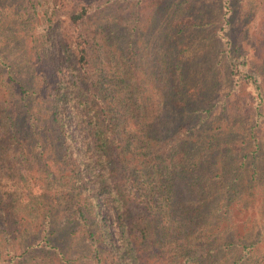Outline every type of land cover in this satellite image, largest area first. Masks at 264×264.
<instances>
[{"label": "trees", "instance_id": "trees-1", "mask_svg": "<svg viewBox=\"0 0 264 264\" xmlns=\"http://www.w3.org/2000/svg\"><path fill=\"white\" fill-rule=\"evenodd\" d=\"M220 3L222 24L212 38L222 45L231 86L218 94L216 113L214 103L186 93L178 40H166L158 64L144 70L137 61L135 21L148 15L169 36L190 1H22L45 108L38 126L14 115L9 98L26 89L15 86L17 64L1 48L0 231L14 241L9 252L31 264H74L56 238L55 202L65 211V233L78 232L96 264H264L256 134L264 126V58L258 63L229 37L234 6ZM113 8L127 12L124 24L105 19ZM245 87L256 114L249 126L241 112ZM16 123L30 128L21 134ZM31 247L40 254H29Z\"/></svg>", "mask_w": 264, "mask_h": 264}, {"label": "rangeland", "instance_id": "rangeland-1", "mask_svg": "<svg viewBox=\"0 0 264 264\" xmlns=\"http://www.w3.org/2000/svg\"><path fill=\"white\" fill-rule=\"evenodd\" d=\"M23 0H0V21L2 25L0 26V37L2 36V45L0 49L6 50L8 53L7 58H12L15 66L12 70L11 75L15 79V86L19 83L25 87L24 92H19L18 95H11L10 102L14 115H23L25 117L31 116L35 125H41L42 122V111L45 108V103L42 101L41 94L36 85L39 76L37 71L33 69V52L32 44L28 40L25 33V26L21 22L19 16V11L22 10ZM74 3L80 0H71ZM102 0H97L101 2ZM182 6H185L187 0H181ZM192 4L190 9L184 15L172 20V31L169 32V36H165V32L161 28H157L152 21L148 20V15L146 17L140 18L135 21L136 25L139 26L136 32L135 45L138 51V63L144 66L150 62L158 64L160 61V54L162 48L166 45V40L171 41L175 39L178 40L177 50L179 52V57L184 61V66L186 68V75L188 78L187 91L193 96L197 97L199 102L214 103V110L216 113L221 108V101L218 100V94H224L230 90V82L226 78L224 69V52L219 51L221 44L213 41L212 35L215 33L216 27L221 25L220 23V0H188ZM127 0H120V3H126ZM234 6L231 12V17L233 18L232 25L226 26L225 30L231 36L232 40H236L241 45V49H247L251 55L258 56L257 62L263 63L264 58V0H244L242 3H238L237 0H230ZM252 5L256 6L257 10L252 12ZM253 10V9H252ZM116 11V12H115ZM128 17L127 12L124 9H111L110 16L105 18L108 23L112 21L113 23L119 22L117 25L124 24L126 18ZM108 18H111L110 20ZM118 18V20H117ZM161 21V19H159ZM167 21L163 22L165 25ZM209 22V23H208ZM206 24V25H205ZM120 29V27H119ZM253 36L257 40H263L258 42H251ZM260 44V48H256ZM257 52L259 53L257 55ZM254 56V57H255ZM35 58V57H34ZM9 62V61H8ZM19 65V66H18ZM21 70V71H19ZM28 73L26 76L25 71ZM142 71L141 74H143ZM145 74V73H144ZM17 81V82H16ZM12 82L8 83L11 86ZM35 90V91H33ZM23 95V98L20 97ZM208 96H211L208 97ZM242 99V119L245 120V126H249L251 122L254 121L256 116L255 110L250 107L249 103L252 100L249 94V89L245 87L243 90ZM24 99V100H22ZM207 100V101H206ZM228 106L231 107L232 112L236 108L234 103L235 94L228 96ZM23 101L27 102L30 109H25L26 107L21 105ZM216 102V103H215ZM210 106V105H208ZM264 110V102L261 105ZM248 110V111H247ZM21 113V114H20ZM33 113V117H32ZM215 113V114H216ZM18 115V116H19ZM32 124V123H31ZM26 127L29 124L16 123L15 129L21 134L25 133ZM264 126L259 124L256 126V134L259 136L260 149L257 152V160L264 161ZM247 147L251 148L252 145L247 143ZM233 149L237 150L238 147L233 146ZM247 149L244 150V152ZM53 227L56 229V238L60 245L63 246V250L70 256L75 257L73 261L74 264H96L94 258L88 254L86 244L80 239L78 232L74 233L72 236L68 234V229L65 233L64 231V219L65 211L62 210V206L54 202L53 205ZM69 226V225H68ZM2 229L0 225V230ZM64 233V235L62 234ZM2 231H0V264H31L29 258L22 259L16 257L15 252L12 250L9 252L7 249L14 243L13 240H8L5 242L1 237ZM62 234V235H61ZM31 235L30 237H33ZM29 240H32L29 238ZM35 240V239H34ZM9 244V246H8ZM10 249V248H9ZM4 250V252H2ZM31 252L29 254H35L38 256L40 253L38 248L31 247ZM28 259V260H27ZM144 263V261H143ZM147 264H151L150 262Z\"/></svg>", "mask_w": 264, "mask_h": 264}]
</instances>
